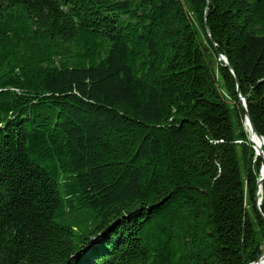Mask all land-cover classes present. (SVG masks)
Returning <instances> with one entry per match:
<instances>
[{"label": "trees", "instance_id": "1", "mask_svg": "<svg viewBox=\"0 0 264 264\" xmlns=\"http://www.w3.org/2000/svg\"><path fill=\"white\" fill-rule=\"evenodd\" d=\"M237 80L264 137V0H0V264L255 262Z\"/></svg>", "mask_w": 264, "mask_h": 264}, {"label": "water", "instance_id": "2", "mask_svg": "<svg viewBox=\"0 0 264 264\" xmlns=\"http://www.w3.org/2000/svg\"><path fill=\"white\" fill-rule=\"evenodd\" d=\"M207 33H208L209 37L211 38L210 30L208 27H207ZM214 46H216V45L214 44ZM218 58H219V61L223 62L227 68L231 69V66L228 62V59L224 55H222L221 53L218 52ZM237 91L239 93L241 107L245 112L246 124L249 127L250 134L252 135V137H256L260 141H264V137L257 132V129H256L254 122L252 120V117L250 115V112L248 111L245 98H243L242 95L240 94L239 81L238 80H237ZM252 142H253V139H252ZM256 151H257V156L259 158H261V160H262V169L260 172V177L258 179V190H257L256 201H257V205L259 208V212H260V214L264 220V214L261 212L262 198L260 197V195L262 194V186L264 183V151L262 149H256ZM98 240H99V236L92 238L91 242L89 244L85 245L83 247V249L76 256L79 257L80 254L85 255V254L89 253V250L97 245ZM262 259L264 260V254H262L260 257H258L256 259V261L253 262L252 264H258Z\"/></svg>", "mask_w": 264, "mask_h": 264}, {"label": "rangeland", "instance_id": "3", "mask_svg": "<svg viewBox=\"0 0 264 264\" xmlns=\"http://www.w3.org/2000/svg\"><path fill=\"white\" fill-rule=\"evenodd\" d=\"M213 59H215L214 57H213ZM218 61H219V59H218ZM221 62L219 61V62H215L214 61V71H215V76H216V80H217V83H219L220 82V86L223 88L222 90L223 91H225L223 94H224V96H226V99L228 100V104H230V106H231V108L233 109V111L235 112V114L237 115L236 116V119L239 121V120H241L242 121V116H241V114H240V112H239V109H238V106H237V103H235L234 101H233V99H232V97H231V95H230V92H229V89H230V87H229V85L228 84H226L225 82H223L222 83V81H220L221 80V78H220V76H222L221 75ZM246 128H247V130L249 131V128L246 126ZM253 145H254V149L256 148L255 146V144L253 143V142H251ZM263 149V151H264V148H262ZM242 150V149H241ZM241 150H240V152H241ZM255 151H256V149H255ZM256 154H257V151H256ZM258 164V163H257ZM259 167H260V172H261V169H262V164L261 165H259ZM261 252L264 254V244L261 246Z\"/></svg>", "mask_w": 264, "mask_h": 264}, {"label": "bare ground", "instance_id": "4", "mask_svg": "<svg viewBox=\"0 0 264 264\" xmlns=\"http://www.w3.org/2000/svg\"><path fill=\"white\" fill-rule=\"evenodd\" d=\"M246 126L248 127V125L246 124ZM249 128V127H248ZM250 132V131H249ZM251 136V140L253 139V143L256 145V149H262L264 147V141H260L258 138L256 137H252ZM263 150V149H262ZM258 264H264V260L262 259Z\"/></svg>", "mask_w": 264, "mask_h": 264}]
</instances>
